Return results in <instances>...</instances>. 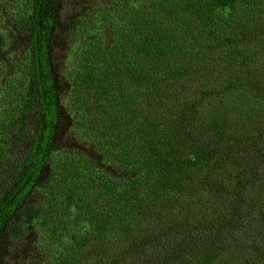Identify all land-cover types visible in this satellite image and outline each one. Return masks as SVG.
<instances>
[{"label":"trees","instance_id":"obj_1","mask_svg":"<svg viewBox=\"0 0 264 264\" xmlns=\"http://www.w3.org/2000/svg\"><path fill=\"white\" fill-rule=\"evenodd\" d=\"M263 225L264 0H0V264H264Z\"/></svg>","mask_w":264,"mask_h":264},{"label":"rangeland","instance_id":"obj_2","mask_svg":"<svg viewBox=\"0 0 264 264\" xmlns=\"http://www.w3.org/2000/svg\"><path fill=\"white\" fill-rule=\"evenodd\" d=\"M261 213L262 212L257 211L255 213H252L246 218L254 217L253 220L255 221L258 220L262 222L263 214ZM179 219L180 218H177V220ZM241 227L242 225L238 226L237 230H240ZM179 230H180V227L173 230V232L175 233L169 237H167L165 233H162L161 234L162 236H159L160 238H158V236L156 235H147L146 238H144L146 241H143L145 243V246L143 242H140L138 246L135 248L137 252L133 249L134 254L136 255L138 259L137 264H152L154 261H156L158 254L168 252L169 248H171L176 241H180L183 238V232L182 231L177 232ZM263 230H264V225H263ZM140 239L143 240V238H140ZM152 244L154 246H152ZM139 249H143V251L140 253Z\"/></svg>","mask_w":264,"mask_h":264}]
</instances>
